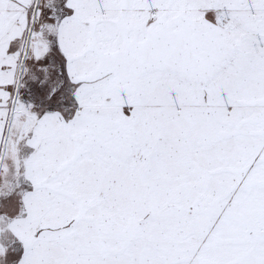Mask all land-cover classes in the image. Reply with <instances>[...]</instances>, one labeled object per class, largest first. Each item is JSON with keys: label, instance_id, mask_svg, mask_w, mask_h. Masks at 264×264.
<instances>
[{"label": "snow or ice", "instance_id": "obj_1", "mask_svg": "<svg viewBox=\"0 0 264 264\" xmlns=\"http://www.w3.org/2000/svg\"><path fill=\"white\" fill-rule=\"evenodd\" d=\"M0 264H264V0H0Z\"/></svg>", "mask_w": 264, "mask_h": 264}]
</instances>
